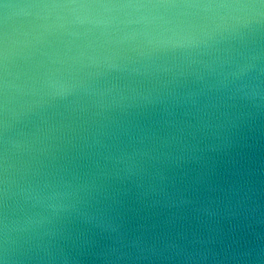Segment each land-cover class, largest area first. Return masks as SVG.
<instances>
[{
    "label": "water",
    "instance_id": "1",
    "mask_svg": "<svg viewBox=\"0 0 264 264\" xmlns=\"http://www.w3.org/2000/svg\"><path fill=\"white\" fill-rule=\"evenodd\" d=\"M0 264H264V0H0Z\"/></svg>",
    "mask_w": 264,
    "mask_h": 264
}]
</instances>
